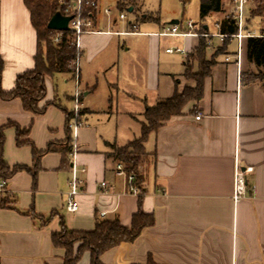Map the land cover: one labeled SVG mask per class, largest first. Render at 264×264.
<instances>
[{"label": "crops", "instance_id": "crops-1", "mask_svg": "<svg viewBox=\"0 0 264 264\" xmlns=\"http://www.w3.org/2000/svg\"><path fill=\"white\" fill-rule=\"evenodd\" d=\"M145 1L127 7L138 10L140 17L128 21L121 31L114 24L127 16L121 18V12L112 18V10L102 11L98 0L93 31L79 40L82 125L75 138L71 129L68 133L72 120L65 111L74 107L73 73L46 77V97L40 105H58H49L39 115L27 112L20 99L0 97V128L11 121L29 128L28 139L38 150L50 143L64 148L69 136L71 140L66 153L53 150L42 155L35 189L26 171L7 181L16 209L0 208V264H64L65 250L55 247L51 239L62 220L76 231L93 230L97 219L114 217L130 226L139 209L152 213L155 224L133 243L106 251L101 256L104 264H147L150 259L156 264H264V90L247 75L256 67L246 58L243 39L240 60L238 40L231 38L204 79L201 99L188 102L183 114L149 134L140 165L141 202L126 178L117 174V162L107 156L141 135L146 106L196 86V81L185 77L187 57L195 53L201 37L208 43L206 58L215 55L224 40L218 36L220 22L233 8L232 0H222L221 11L201 18L200 0L185 5L180 0H159L160 6L174 8L162 17ZM252 5L245 31L258 36L264 28L258 32L250 27V19L257 16L251 14ZM184 12L189 17L185 26L180 21L171 23ZM102 13L108 19L104 29L99 26ZM188 21L192 28L187 27ZM170 25L187 34H160ZM126 35L136 37L135 47L125 40L121 43L120 37ZM214 35L220 39L216 45ZM163 38H171L174 45L166 46L169 42ZM37 49V33L24 0H0L4 91L12 90L17 76L35 67ZM131 50L132 55L126 56ZM162 51L181 56L167 58ZM4 160L10 166L33 167L32 148L16 145L14 127L5 128ZM235 162L254 168L247 174V194L238 201L232 197ZM73 165L82 186L78 210L68 212L65 204ZM31 209L47 219L52 212L57 214L44 223L41 217L24 213ZM78 264H91L89 251Z\"/></svg>", "mask_w": 264, "mask_h": 264}, {"label": "trees", "instance_id": "trees-1", "mask_svg": "<svg viewBox=\"0 0 264 264\" xmlns=\"http://www.w3.org/2000/svg\"><path fill=\"white\" fill-rule=\"evenodd\" d=\"M185 5L189 0H180ZM137 0H118V7L123 9L130 5L135 6ZM25 5L30 11L31 23L36 30L38 38V49L35 56V67L26 71L16 78L15 87L10 91L1 88L2 73L5 61L0 52V97L4 100L20 99L23 108L32 114L39 115L45 112L46 108L56 102H47L40 105L46 97V77L57 73H73V62L78 54L75 44L72 43L73 36L71 31H64L61 40L54 41L60 31L48 28V22L57 12H64V7L58 1L53 0H24ZM222 0H200V17L205 18L211 12L221 11ZM95 10L87 8L85 15H93ZM220 33L227 34L223 44L217 48L215 55L208 60L206 58V48L208 43L204 37L200 38L199 46L194 54L187 57L185 77L196 81L195 87H185L182 92L166 99L159 100L153 106H146L144 111L145 121L142 123L141 135L130 141L124 146L114 148V151L107 156L112 157L117 163L122 162L128 173L135 176L134 184L138 187L139 201L144 195L142 183L143 175L140 172V165L146 156L145 142L150 133L159 130L171 117L183 114L185 106L192 100H200L203 95L204 79L211 74V69L215 64V57L225 53L231 35L238 32L237 25L232 15L220 22ZM45 43V50H41L42 43ZM245 55L249 63L256 67L254 79L264 80V32L260 35L249 36L245 41ZM198 64L197 69L194 65ZM249 79L251 73H247ZM253 75V74H252ZM253 81V80H251ZM58 105V104H56ZM66 111L68 120L72 117V112ZM81 114V112H80ZM14 127L16 130V145L22 147L29 145L33 152V167L26 165L10 166L4 160L5 128ZM68 133L70 128L67 126ZM29 128H23L15 122H8L0 128V181L6 183L16 173L26 171L33 177V189L37 184V173L40 169V158L46 152L59 150L66 153L70 149V136L64 148H58L50 143L45 150H38L32 141L28 139ZM13 194L6 187L0 190V208H15ZM23 213V212H22ZM25 214H32L41 217L43 222L49 221L50 217L56 215L52 212L47 219L43 214H36L31 209ZM155 224V217L152 213H146L139 209L132 217L130 226H124L117 217L112 219H97L95 227L90 231L70 230L61 221L59 231L52 233L51 239L55 247L65 250L64 264H78L82 254L89 251L91 254V264H104L101 256L108 250L122 244L133 243L143 232L144 229ZM77 245V248H76ZM147 264H156L152 259Z\"/></svg>", "mask_w": 264, "mask_h": 264}, {"label": "built area", "instance_id": "built-area-1", "mask_svg": "<svg viewBox=\"0 0 264 264\" xmlns=\"http://www.w3.org/2000/svg\"><path fill=\"white\" fill-rule=\"evenodd\" d=\"M260 0H232L233 8L231 11V15L233 20L235 21L237 25L238 32L236 34L231 35V38H236L238 40V52H237V58L238 61L241 58V49L242 44L241 41L245 37L253 36L251 33H248L245 31V25H246V11L248 7L252 4H256ZM59 3L64 6V15H71L73 18L69 22V31H71L73 40L72 43L75 44L77 48L78 54L79 52V40L81 36L87 32L93 31V15H85V10L87 8H90L92 10H96L98 7V0H59ZM106 13L109 14L110 10L106 9ZM121 18L125 17L124 13L120 14ZM187 27L192 28L193 23L192 21L187 22ZM64 31H60V33L54 38L55 42H58L61 40L62 33ZM160 34L163 35H176L181 34L185 35L187 34L185 31H181L178 25H170L166 26L162 29ZM218 36L221 39H224L228 37L227 34H218ZM177 51H180V49H176ZM167 51L172 52L173 49H168ZM79 56L75 59L73 62L74 67V77L76 80V90L75 94L73 96L74 99V107L72 109V122L69 124V128L73 132L74 138L77 135L78 128L82 125V122L79 121V115H80V109H81V96L82 92L79 89V73H80V59ZM228 60V58H227ZM200 115L196 116V119H200ZM73 149L75 151L76 144L74 142ZM254 168L252 166H246L245 168H242L238 162H235L234 167V179H233V199L234 201H238L241 198H243L248 191V179L247 174L253 172ZM116 171L118 175H122L126 178L130 191L134 194H139L140 191L138 187L134 184L135 176L131 173H128L127 170L124 167V164L122 162H118L116 164ZM103 186H106L105 182H102ZM82 186V180L78 175V170L75 165H73L71 169V177L69 179V189L67 192L66 197V204L65 208L68 212H76L78 210V202H77V195L81 191ZM6 187V181L1 180L0 181V190H3Z\"/></svg>", "mask_w": 264, "mask_h": 264}, {"label": "rangeland", "instance_id": "rangeland-1", "mask_svg": "<svg viewBox=\"0 0 264 264\" xmlns=\"http://www.w3.org/2000/svg\"><path fill=\"white\" fill-rule=\"evenodd\" d=\"M53 1H55V0H53ZM56 1L59 2V0H56ZM99 5H100L99 7L101 8L102 11L104 9H111L112 10V14H111L112 18L115 17V16L119 17V14L121 12H123L127 16L126 20H121V19L117 20V22L114 24V29L115 30H121V31L122 30H126V28L128 26V21L136 22L137 18L140 17V13H139L138 10H134L132 12H129L126 7L123 8V9L119 8L118 7V0H99ZM145 5L148 8H151L153 10H157L162 17H164L166 13L170 12V10L174 9L171 5H163V6L161 5L160 6V1L159 0H154V1L146 0L145 1ZM62 13H64V12H62ZM251 14L252 15H257V16H255L254 18L250 19V27L252 29L254 28L258 32H262V28H264V0H260L255 5H252ZM249 16H250V14H249V7H248V9L246 11V17L249 18ZM186 19H189V17H188V15L185 14V12H184L183 15H180L177 18V20L182 23V26H185V20ZM107 20L108 19L106 18V15L104 16L103 13H102L101 17H100V22H99L100 28H102V29L106 28ZM163 39L166 40L169 43L172 40L171 38H163ZM246 39L247 38H243V41H244L243 42L244 43L243 44V50H245V41H246ZM120 40H121V43L123 42V40H125L127 45H132L134 47H135V44H137L136 37L130 36V35L121 36ZM218 43H220V39L214 35V37H213V45H216ZM233 43H235V42H233ZM168 44L166 43V46H171V45L173 46L174 45L173 43H170L169 45ZM41 50H45V43L44 42L42 43ZM132 53H133V50H131L129 55H126V56L129 57V56L132 55ZM164 54H165V52L162 51V55L165 56V57L167 56V58L168 57L169 58H175V57L181 56L180 53H176V52L173 53V54H169V55H164ZM123 56H125V55H123ZM255 72H250L251 73L250 78H251V80L258 82L261 85V87L263 88V90H264V80H261V79H258V78L254 79L253 76L256 74ZM193 81H195V80H193ZM73 91H74V89H73ZM67 93H69V91H67ZM73 93L74 92H72V94ZM61 97H63V96H61ZM80 112H81V109H80Z\"/></svg>", "mask_w": 264, "mask_h": 264}, {"label": "water", "instance_id": "water-1", "mask_svg": "<svg viewBox=\"0 0 264 264\" xmlns=\"http://www.w3.org/2000/svg\"><path fill=\"white\" fill-rule=\"evenodd\" d=\"M129 12L132 11V8L128 9ZM73 18V16L64 15L60 11H57L49 20L48 28L56 31H68L69 30V22ZM171 23L176 24L178 20H172Z\"/></svg>", "mask_w": 264, "mask_h": 264}]
</instances>
